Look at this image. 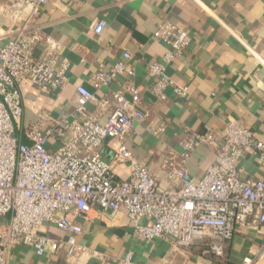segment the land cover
Wrapping results in <instances>:
<instances>
[{
    "label": "built area",
    "instance_id": "built-area-1",
    "mask_svg": "<svg viewBox=\"0 0 264 264\" xmlns=\"http://www.w3.org/2000/svg\"><path fill=\"white\" fill-rule=\"evenodd\" d=\"M63 1L13 0L0 8L13 26L12 37L0 46V264H8L18 246L32 248L38 256L64 250L72 264H81L87 255L99 264H136L133 252L121 259L104 257L90 254L77 242L84 233L79 221H88L93 212L109 223L125 213L138 241L165 240L176 251L200 246L204 254L224 259L237 228L264 224V179L242 181L238 176L248 151L264 162V143L252 130L230 121L219 131L206 126L203 133L186 132L179 143L181 151L169 150L163 161L165 186L126 145L128 137L142 135L139 128L151 116L141 89L132 82L113 93L111 100L101 101L91 89L78 86L73 112L58 118L42 113L27 127V142L18 137L23 112L19 86L29 82L54 94L69 83V62L61 58L60 45L36 23L45 6ZM105 27L98 21L94 33L101 35ZM154 38L166 47L161 59L148 65L154 98L165 102L169 88L186 97L188 87L174 82L167 69L184 54L191 37L165 22ZM40 44H45V51L37 58ZM131 58L125 52L109 72L101 65L94 89L108 86L119 75L132 80ZM112 103L114 110L105 122L102 112L90 109L92 104L103 109ZM166 131L162 122L145 128L146 134L158 139ZM107 142L112 145V162L103 153ZM203 146L213 151L215 164L197 179L189 175L188 163ZM118 164H129L128 179L117 177ZM46 226L68 237L48 238L42 231ZM242 264H256V258L246 257Z\"/></svg>",
    "mask_w": 264,
    "mask_h": 264
},
{
    "label": "crops",
    "instance_id": "crops-1",
    "mask_svg": "<svg viewBox=\"0 0 264 264\" xmlns=\"http://www.w3.org/2000/svg\"><path fill=\"white\" fill-rule=\"evenodd\" d=\"M13 0H0V8ZM104 21L101 35L94 25ZM165 22L184 30L192 39L184 54L168 67L167 73L189 93L178 97L173 89L166 92L165 102L157 101L151 91L153 80L148 65L165 54L166 47L154 38ZM44 34L61 47L60 56L69 62V83L57 93L48 94L29 82L19 86L22 118L18 137L27 142V127L42 113L58 118L73 112L76 88L85 86L95 92L97 100H111L112 94L130 82L142 92L144 105L151 116L139 130L140 137H128L126 145L134 158L143 163L160 180L162 164L169 150L180 152L179 143L185 133H203L206 126L222 130L230 121L252 130L264 143V0H64L61 5L49 4L36 21ZM13 26L0 11V46L12 37ZM40 44L35 56L44 55ZM132 56L129 65L135 76L129 80L119 75L111 84L94 89L96 73L101 65L109 72L123 59ZM93 112H102L101 122L113 112L114 104L103 109L92 104ZM165 123L166 133L160 138L145 133V128ZM111 144L103 153L112 162ZM215 164V154L208 147L198 148L188 163L189 175L202 178ZM238 176L242 181L264 179V162L257 153L248 151L242 158ZM121 180L130 174L129 164L114 166ZM84 233L77 242L90 254L123 258L133 252L136 264H242L244 258H256L264 264V224H251L236 229L228 243L224 259L204 254L200 246L176 251L165 240L138 241L125 213L115 222H107L97 212L88 221L80 220ZM51 239H66L67 234L52 226L42 229ZM81 264H99L93 256H85ZM8 264H72L64 250L38 256L29 247L18 246L10 254Z\"/></svg>",
    "mask_w": 264,
    "mask_h": 264
},
{
    "label": "rangeland",
    "instance_id": "rangeland-1",
    "mask_svg": "<svg viewBox=\"0 0 264 264\" xmlns=\"http://www.w3.org/2000/svg\"><path fill=\"white\" fill-rule=\"evenodd\" d=\"M3 222L0 220V225L2 224Z\"/></svg>",
    "mask_w": 264,
    "mask_h": 264
}]
</instances>
